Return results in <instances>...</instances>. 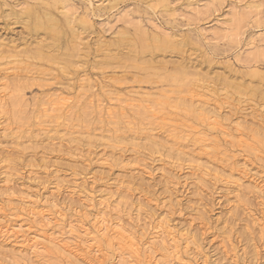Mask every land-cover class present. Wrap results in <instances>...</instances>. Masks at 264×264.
I'll use <instances>...</instances> for the list:
<instances>
[{"label":"rangeland","instance_id":"1","mask_svg":"<svg viewBox=\"0 0 264 264\" xmlns=\"http://www.w3.org/2000/svg\"><path fill=\"white\" fill-rule=\"evenodd\" d=\"M45 1L0 0V264H264V0Z\"/></svg>","mask_w":264,"mask_h":264},{"label":"bare ground","instance_id":"2","mask_svg":"<svg viewBox=\"0 0 264 264\" xmlns=\"http://www.w3.org/2000/svg\"><path fill=\"white\" fill-rule=\"evenodd\" d=\"M41 3H45V2H47V1H45V0H39ZM50 3V5H53V6H55V5H58V6H60V7H62L61 9H63L64 7H66V4H65V2L63 1V0H48ZM113 1H116V0H113ZM120 1V0H119ZM158 3H161L162 5H167V0H156ZM106 2V1H105ZM90 3V2H89ZM113 3V2H112ZM196 3V2H195ZM106 4V3H105ZM110 4V3H109ZM108 4V5H109ZM176 4V3H175ZM22 5V4H21ZM46 5V4H45ZM89 5V4H88ZM91 6V5H90ZM104 6V5H103ZM172 6V5H171ZM92 8V7H91ZM164 8V7H163ZM67 9V8H66ZM93 9V8H92ZM172 10V9H171ZM66 11H69V10H66ZM93 11V10H92ZM27 12V14L29 15L30 14V10H27L26 11ZM60 12V10H58V13ZM69 13V12H68ZM60 14V13H59ZM61 15L64 17V20H65V22L67 23V25H69L70 26V16H68L66 13H64V11L63 12H61ZM34 17L32 18L31 17V14H30V17H31V19H33L32 20V23L31 24H29L28 25V27H31V28H34L35 30L37 29V30H45V31H51V32H55L56 33V28H57V25H58V21H57V19L56 18H54L50 13H48V12H45L44 13V19L43 20H41L40 18H39V16L38 15H36V14H34L33 15ZM76 16V15H75ZM182 16V15H181ZM84 17V16H83ZM130 18V17H129ZM76 19V18H75ZM84 19V18H83ZM87 19V18H86ZM94 19V18H93ZM72 20H73V18H72ZM71 20V21H72ZM116 20V19H115ZM185 20V19H184ZM189 20V19H188ZM84 21V20H83ZM88 21V20H87ZM187 21V20H186ZM79 22V21H78ZM85 22V21H84ZM232 22V21H231ZM236 22V21H235ZM192 23V22H191ZM27 24V23H26ZM85 24H86V22H85ZM194 24V23H193ZM236 25V24H235ZM161 29V28H160ZM184 30V29H183ZM74 31V30H73ZM164 31V30H163ZM123 32V31H122ZM166 32V31H165ZM74 33H72V35H73ZM51 35H53V34H51ZM70 35V34H69ZM75 35V34H74ZM79 35V34H78ZM77 35V36H78ZM138 35H140L139 33H138ZM158 35V34H157ZM57 36V35H56ZM77 36L75 35V36H73L75 39H77ZM83 36V35H82ZM163 36H165V35H163ZM166 36H168V35H166ZM171 35H169V37H170ZM139 37V36H138ZM138 37H135L136 39H138ZM142 37V36H141ZM154 37V36H153ZM152 37V38H153ZM172 37V36H171ZM170 37V39L167 37V38H165V37H163V39L161 40V42L160 43H158V44H156L157 43V41H156V43H155V45H157V49L159 50V48L160 49H167V48H171V49H177V50H179V49H181V48H179V47H181V46H179V45H176V44H173L172 43V38ZM177 37H179V36H177ZM57 38V37H56ZM151 38V37H150ZM217 38H218V36H217ZM46 39H48V38H46ZM130 39V38H129ZM133 39V38H132ZM155 38H153V40H154ZM175 40H176V38H174ZM182 39H184V38H182ZM74 40V39H73ZM134 40V39H133ZM160 40V39H159ZM158 40V41H159ZM185 40V39H184ZM75 41V40H74ZM73 41V42H74ZM76 41H78V40H76ZM80 41V40H79ZM78 41V42H79ZM138 41V40H137ZM155 41V40H154ZM174 41V40H173ZM213 41H215V40H213ZM231 41V40H230ZM71 42V41H70ZM72 42V43H73ZM82 42V41H81ZM130 42V40L128 41V43ZM146 42V41H145ZM75 43V42H74ZM73 43V44H74ZM127 43V44H128ZM136 43V42H135ZM141 43H144L143 41L141 42ZM180 43H182L181 41H180ZM234 43V42H233ZM132 44V43H131ZM187 44V43H186ZM77 45H79V43H77ZM82 45V44H81ZM138 45V44H137ZM185 45V44H184ZM47 46V45H46ZM76 46V45H75ZM132 46V45H131ZM136 46V45H135ZM134 46V47H135ZM128 47V46H127ZM139 47L140 48H138V47H136V48H138L139 50L141 49V51L143 50H145L146 49V46H144V45H142V44H140V42H139ZM34 51V50H33ZM64 51V50H63ZM62 51V52H63ZM184 51V50H183ZM102 52V51H101ZM186 53V52H185ZM257 53V52H256ZM69 54V53H68ZM180 54H182V53H180ZM183 55V54H182ZM51 56V55H50ZM255 56V55H254ZM12 57V56H11ZM11 57H9V58H11ZM104 57V56H103ZM13 58V57H12ZM11 58V59H12ZM16 58L17 57H15V60H16ZM66 58V57H65ZM68 58V57H67ZM105 58V57H104ZM255 59V58H254ZM70 60V59H69ZM72 60V59H71ZM17 61V60H16ZM252 61H254V60H252ZM15 62V61H14ZM70 63V62H69ZM74 63V62H73ZM148 63V62H147ZM18 64V63H17ZM15 65V64H14ZM227 66V65H226ZM226 66H224V67H226ZM150 67V66H149ZM75 68V67H74ZM228 68V67H227ZM58 69V68H57ZM67 69V68H66ZM185 71V70H184ZM186 72V71H185ZM182 73V72H181ZM180 73V74H181ZM184 74V73H183ZM76 75V74H75ZM89 75V74H88ZM137 77V76H136ZM183 78H184V76H182ZM181 77V78H182ZM83 78V77H82ZM168 78V77H167ZM189 79V78H188ZM209 79V78H208ZM172 80H174L175 81V79L173 78ZM205 80V79H204ZM154 81V80H153ZM187 81V80H186ZM195 81H196V79H195ZM199 81H200V79H199ZM155 82V81H154ZM208 81H206V83H207ZM262 82V81H261ZM11 83V82H10ZM9 83V84H10ZM156 83V82H155ZM165 83V82H164ZM184 83H186V82H184ZM184 83H183V85H184ZM193 83H196V82H193ZM200 83V82H199ZM209 83V82H208ZM197 84H198V82H197ZM205 84V83H204ZM222 84V83H221ZM79 85V84H78ZM183 85H181L182 87H183ZM189 85V84H188ZM194 85V84H193ZM211 86H212V84H210ZM5 86V85H4ZM6 86H7V83H6ZM208 86V85H207ZM214 86V85H213ZM222 86V85H221ZM3 87V86H2ZM19 87V86H18ZM17 87V88H18ZM186 87V86H185ZM196 87V86H195ZM205 87H206V85H205ZM256 87V86H255ZM7 88V87H6ZM189 88V87H188ZM198 88H199V86H198ZM204 88V87H203ZM208 88H210V87H208ZM213 88H216L215 86L213 87ZM226 88V87H225ZM224 88V89H225ZM259 88V87H258ZM8 89H9V87H8ZM79 89V88H78ZM81 89V88H80ZM91 89V88H90ZM181 89V88H180ZM183 89V88H182ZM186 89V88H185ZM184 89V90H185ZM222 89V88H221ZM257 89V88H256ZM223 90V89H222ZM226 90V89H225ZM236 90V89H235ZM264 90V89H263ZM19 91V90H18ZM17 91V92H18ZM183 91V90H182ZM203 91H204V89H203ZM205 91H207V92H209L208 91V89H206ZM218 91V90H217ZM221 91V90H220ZM232 91V90H231ZM12 92V91H11ZM192 92V91H191ZM195 91H193V93H194ZM212 92V91H211ZM215 93H216V90L214 91ZM15 93V92H14ZM203 93V92H202ZM221 93V92H220ZM223 93V92H222ZM221 93V94H222ZM250 93V92H249ZM262 93V92H261ZM16 94V93H15ZM225 94V93H224ZM223 94V95H224ZM229 94V93H228ZM238 94V93H237ZM263 94V93H262ZM12 95V94H11ZM206 95V94H205ZM208 95V94H207ZM215 95V94H214ZM217 95V94H216ZM218 95H220V94H218ZM1 96V95H0ZM59 96V95H58ZM247 96V95H246ZM9 97V96H8ZM189 97H191V96H189ZM220 97V96H219ZM262 97V96H261ZM11 98V97H10ZM51 98V97H50ZM218 98V97H217ZM221 98V97H220ZM251 98V97H250ZM5 99V98H4ZM7 99H9V98H7ZM108 99V98H107ZM199 99V98H198ZM222 99H224V97H222ZM130 100V99H129ZM170 100V99H169ZM202 100V99H201ZM206 100V99H205ZM9 101V100H8ZM190 101V100H189ZM166 102V101H165ZM167 102H169V101H167ZM4 103V102H3ZM199 103V102H198ZM203 103V102H202ZM207 103V102H206ZM205 103V104H206ZM49 104H50V102H49ZM194 104V103H193ZM2 105V104H1ZM179 106V105H178ZM202 106V105H201ZM204 106H206V105H204ZM43 108V107H42ZM45 108V107H44ZM76 108V107H75ZM190 108V107H189ZM203 109H205V108H200L199 110H202V113L203 114H205L203 111ZM75 110V109H74ZM31 111V110H30ZM67 111V110H66ZM207 111V110H206ZM24 112V111H23ZM32 112V111H31ZM169 112V111H168ZM201 112V111H200ZM109 113V112H108ZM194 113V112H193ZM211 113V112H210ZM214 113V112H213ZM5 114V113H4ZM122 114V113H121ZM203 114H202V116H203ZM215 115V114H214ZM20 116V115H19ZM205 116H207L208 117V115L207 114H205ZM216 116V115H215ZM11 117V116H10ZM210 117V116H209ZM208 117V118H209ZM65 118V117H64ZM201 118V117H200ZM199 118V119H200ZM205 118V117H204ZM213 118H215V117H213ZM212 118V119H213ZM13 119V118H12ZM218 119V118H217ZM206 120H207V118H206ZM208 122L210 121V120H207ZM214 120H211V122L209 123V124H211V123H213V124H215L214 122H213ZM207 122V123H208ZM217 122H219V121H217ZM208 124V125H209ZM217 124H219L220 125V123H217ZM109 125V124H108ZM219 125H217V126H219ZM236 125H238V124H236ZM240 125L241 124H239V128H240ZM214 126V125H213ZM216 126V125H215ZM216 126V127H217ZM221 126V125H220ZM242 126V125H241ZM237 127V128H238ZM245 127V126H244ZM218 128H220V127H218ZM236 128V127H235ZM63 129V128H62ZM175 129V128H174ZM208 129V128H207ZM221 129V128H220ZM219 129V130H220ZM215 130V129H214ZM237 130V129H236ZM240 130V129H239ZM114 131V130H113ZM221 131V130H220ZM238 131V130H237ZM243 131V130H242ZM67 132V131H66ZM213 132V131H212ZM224 131H222V133H223ZM180 133V132H179ZM204 133V132H203ZM221 133V134H222ZM241 133V132H240ZM76 134V133H75ZM202 134V133H201ZM200 136V135H199ZM223 137V136H222ZM204 138V137H203ZM198 139V138H197ZM206 139V138H205ZM209 140V139H208ZM203 141V140H202ZM74 143H76V142H74ZM203 143V142H202ZM204 143H206V141H204ZM203 143V144H204ZM153 144H155V142L153 143ZM152 144V146H154V148L156 147V145H153ZM211 145V144H210ZM214 145V144H213ZM9 199V198H8ZM24 201V200H23ZM22 202V201H21ZM39 202V201H38ZM53 202V201H52ZM35 203V202H34ZM107 203V202H106ZM5 205V204H4ZM108 206V205H107ZM25 207V206H24ZM32 207V206H31ZM90 207V206H89ZM14 208V207H13ZM26 209H28V208H26ZM32 209V208H31ZM52 209V208H51ZM30 210V209H29ZM29 210H27V211H29ZM93 210V209H92ZM96 211V210H95ZM31 213L30 214H32L31 216H32V218H33V216L35 215V214H33L32 213V211H30ZM35 213H36V211H34ZM97 214V213H96ZM106 214V213H105ZM39 215H41L40 213H39ZM38 215V216H39ZM44 215V214H43ZM43 215H42V218H43ZM19 216V215H18ZM16 217V216H15ZM37 217V216H36ZM31 218V217H30ZM45 218V217H44ZM43 218V219H44ZM120 218V217H119ZM18 219V218H17ZM114 219H115V217H114ZM121 219V218H120ZM47 220V219H46ZM45 220V221H46ZM49 220V219H48ZM98 220V219H97ZM30 223V222H29ZM33 223V222H32ZM47 223V222H46ZM49 223V222H48ZM54 223V222H53ZM99 223V222H98ZM11 224V223H10ZM41 225V224H40ZM115 225V224H114ZM10 226V225H9ZM43 226L45 227V225L43 224ZM101 226L103 227L102 229L101 228H99V229H97L95 232L97 233V234H99L100 232H102L101 233V235L103 236V237H105V238H112V239H115L117 242H116V245H118V246H120V248H122V249H125V250H127L129 253H131L135 258H137V259H139V258H141L142 257V252H141V248H139V246H138V244H136L135 242H133L126 234H124L123 233V231L122 230H120V229H115V230H110V231H107V228H105V226L104 225H102V223H101ZM158 228V227H157ZM160 228V227H159ZM163 228V227H162ZM15 229V228H14ZM25 229V228H24ZM53 229V228H52ZM166 229V228H165ZM49 230V229H48ZM77 230V229H76ZM76 230H75V227H73V226H69V228H68V233L71 235V234H74L75 232H76ZM37 231V230H36ZM165 231V230H164ZM170 231V230H169ZM35 232V231H34ZM159 232V231H158ZM160 232H161V230H160ZM262 232V231H261ZM11 232L9 231V234H10ZM20 232H15V233H13V235H14V237H16L17 236V234H19ZM53 233V232H52ZM109 233H111L110 235H109ZM154 233H155V231H154ZM157 233V232H156ZM166 233V232H165ZM12 234V233H11ZM10 234V236H12ZM57 234V233H56ZM159 234H161V233H159ZM172 234V233H171ZM263 234V233H262ZM100 235V236H101ZM156 235V236H155ZM154 236L155 237H157V234H155ZM163 235V234H162ZM161 235V236H162ZM170 235V234H169ZM9 236V235H8ZM58 236H60V235H58ZM154 236H153V234H152V237L151 238H154ZM160 236V237H161ZM164 236H167V235H165L164 234ZM13 237V238H14ZM29 237V236H28ZM135 237V236H134ZM133 237V238H134ZM159 237V238H160ZM173 237V236H172ZM172 237H169V238H172ZM175 237V236H174ZM2 238V237H1ZM62 238V237H61ZM91 238V237H90ZM141 238H143V237H141ZM163 238V237H162ZM23 239V238H22ZM164 239V238H163ZM4 240V239H3ZM92 240V239H91ZM153 240V239H152ZM158 240V239H157ZM174 240V239H173ZM143 241V240H142ZM162 241V240H161ZM164 241H166V240H164ZM25 242H27V241H25ZM29 242V241H28ZM139 242H140V240H139ZM155 242H158V241H156L155 240ZM154 242V243H155ZM163 242V241H162ZM8 243V242H7ZM46 243L47 244H51L52 246H53V244H54V246L56 245L57 247H58V249L59 250H66V249H68L70 246H68L67 244H62V243H60V241H59V237H55V238H53V239H49V237H47V236H44V235H39V236H37V237H33L32 238V240H31V244H30V248L32 249V252H33V254H37V252L39 251V249L40 248H44V246H46ZM149 243V242H148ZM167 243H169V242H167ZM17 244V243H16ZM25 244H27V243H25ZM95 244V243H94ZM93 244V245H94ZM142 244V243H141ZM157 244H161V242H158ZM156 244V245H157ZM163 244V243H162ZM161 244V245H162ZM165 244V243H164ZM28 245H29V243H28ZM27 245V246H28ZM59 245V246H58ZM101 245V244H100ZM144 245V244H143ZM155 245V244H154ZM153 245V246H154ZM156 245H155V247H156ZM161 245H159L160 247H162ZM168 245V244H167ZM173 245V244H172ZM22 246H24V245H22ZM48 246V245H47ZM73 246V245H72ZM95 246V245H94ZM145 246H147L146 244L144 245V249H145ZM149 246V245H148ZM163 246H166V245H163ZM170 247H172L171 246V244L169 245ZM79 247V246H78ZM82 247V246H81ZM169 247V248H170ZM28 248V247H27ZM80 248V247H79ZM84 248V247H83ZM89 248V247H88ZM118 248V247H117ZM149 248V247H148ZM158 248V247H157ZM156 248V249H157ZM163 248V247H162ZM175 248V247H174ZM26 249V248H25ZM87 249V248H86ZM92 249H93V247H92ZM102 249V248H101ZM143 249V250H144ZM150 249V248H149ZM149 249H148V251H149ZM166 249V248H165ZM176 249V248H175ZM89 250V249H88ZM97 253H101V251H103V250H100L99 248H98V245H97ZM95 250V251H96ZM120 250V249H119ZM147 250V249H146ZM160 250H161V248H160ZM168 250V249H167ZM184 250V249H183ZM22 251V250H21ZM24 251V250H23ZM72 251V250H71ZM84 251V250H83ZM82 251V252H83ZM156 251H158V249L156 250ZM162 251V250H161ZM161 251H160V253H158V254H161ZM164 251V250H163ZM174 250L172 249V251H170V253L171 252H173ZM49 252V251H48ZM67 252V251H66ZM126 252V251H125ZM165 252H167L166 250H165ZM175 252V251H174ZM69 253H70V251H69ZM68 253V254H69ZM76 253H78V251H76ZM75 253V254H76ZM155 253H157V252H155ZM176 253H178L177 251H176ZM66 254V253H65ZM73 254V253H72ZM85 254H86V252H85ZM92 254V251H91V253H90V255ZM145 254V253H144ZM146 254H147V251H146ZM148 254H150V256H151V253L149 252ZM165 254H167V253H165ZM30 255V254H29ZM64 255V254H63ZM96 255V254H95ZM65 256V255H64ZM76 256V255H75ZM98 256V255H97ZM130 256V255H129ZM145 256V255H144ZM147 256V255H146ZM149 256V255H148ZM149 256V257H150ZM154 256V255H153ZM153 256H151V257H153ZM162 256H164V255H161V257ZM174 256H177L176 254H174ZM27 257V256H26ZM104 257V256H103ZM165 257V256H164ZM163 257V258H164ZM168 257H169V254H168ZM192 257V256H191ZM75 258H77V256L75 257ZM87 258H89V257H87ZM165 258H167V257H165ZM175 258V260L177 259L176 257H174ZM179 258L180 257H178V260H179ZM79 259V258H78ZM129 259V258H128ZM130 259H131V257H130ZM142 259H144V261L146 260V258L144 257V258H142ZM152 259V258H151ZM154 259V258H153ZM181 259H183V258H181ZM190 259V258H189ZM29 260V259H28ZM36 260V259H35ZM63 260V259H62ZM83 260V259H82ZM135 260V259H134ZM156 260V259H155ZM166 260H168V259H165V263H166ZM184 260V259H183ZM141 261V260H140ZM143 261V260H142ZM157 261V260H156ZM164 261V260H163ZM186 261V260H185ZM24 262V261H23ZM33 263V262H32ZM133 263V262H132ZM156 263V262H155ZM158 263H159V261H158ZM169 263V262H168ZM177 263H178V261H177ZM183 263V262H182ZM191 262H189V264H190ZM34 264V263H33ZM131 264V263H130ZM146 264V263H145ZM152 264H154V262L152 263ZM160 264V263H159ZM163 264V263H162ZM171 264H172V262H171Z\"/></svg>","mask_w":264,"mask_h":264}]
</instances>
